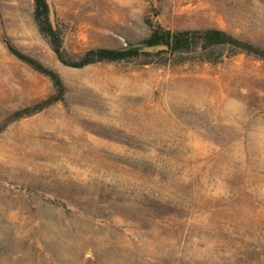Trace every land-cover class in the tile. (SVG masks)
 I'll list each match as a JSON object with an SVG mask.
<instances>
[{
	"label": "rangeland",
	"instance_id": "374dc122",
	"mask_svg": "<svg viewBox=\"0 0 264 264\" xmlns=\"http://www.w3.org/2000/svg\"><path fill=\"white\" fill-rule=\"evenodd\" d=\"M72 59L150 32L222 28L264 47V0H48ZM34 0L0 32L65 100L0 132V264H264V60L63 65ZM55 93L0 39V124Z\"/></svg>",
	"mask_w": 264,
	"mask_h": 264
},
{
	"label": "trees",
	"instance_id": "16d2710c",
	"mask_svg": "<svg viewBox=\"0 0 264 264\" xmlns=\"http://www.w3.org/2000/svg\"><path fill=\"white\" fill-rule=\"evenodd\" d=\"M33 19L39 33L48 41L57 59L63 65L70 67H84L97 62H114L140 57H146V63H219L225 58L242 53L264 60L263 46L222 28L171 29L150 17L145 18L150 32L137 43L121 48H91L78 59H72L64 48L61 30L52 23L48 0H34ZM0 39L13 56L47 76L55 86V93L52 95L11 112L0 124L1 132L14 121L32 116L59 101H64L66 88L56 70L20 49L4 31L0 32Z\"/></svg>",
	"mask_w": 264,
	"mask_h": 264
}]
</instances>
